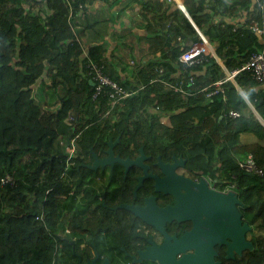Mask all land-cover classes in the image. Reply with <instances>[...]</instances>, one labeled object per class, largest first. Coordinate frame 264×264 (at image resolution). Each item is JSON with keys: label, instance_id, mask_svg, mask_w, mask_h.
Segmentation results:
<instances>
[{"label": "trees", "instance_id": "16d2710c", "mask_svg": "<svg viewBox=\"0 0 264 264\" xmlns=\"http://www.w3.org/2000/svg\"><path fill=\"white\" fill-rule=\"evenodd\" d=\"M184 1L199 24L194 0ZM79 2L0 0V264H78L79 259L83 263L93 259L91 253L80 250L87 231L82 227L91 229L92 240L106 225L101 221L83 223L77 199L82 184L76 189L72 182L78 171L73 168V158L69 160L68 148L74 141L75 153L77 149L79 154L89 155L90 148L103 152L109 135L121 139L118 149L122 154L131 142L137 148L144 146L154 157L163 154L171 159L175 153L186 159L187 169L196 177L218 179L222 187L231 181L239 185V210L244 222L255 230L254 250H247L238 263L264 264V173L240 167L241 160L252 156L264 172L263 121L231 81L229 86L225 84L226 99L223 94L207 97L205 91H195L184 99L164 92L158 83L149 84L160 66L168 75L178 74L175 62L190 47H171V42L183 38L181 27L159 36L149 26L151 36L140 39L150 42L153 51L167 52V59L135 66L134 77L146 87L107 113L109 101L104 97L92 101L90 79L83 75L87 56L105 61L96 55L98 48L85 54L78 41ZM244 7L249 14L244 25L235 31L228 27L215 34L208 32L211 41H218L217 54L230 72L264 45L249 28L253 18L264 26V9L253 0H246ZM180 12L186 30L197 41V31ZM225 77L223 67L210 57L205 75L196 74L197 86L205 88ZM235 80L264 120V89L258 90L245 72ZM157 105L170 113L168 124L161 122L160 113L152 112ZM232 109L241 117H229ZM70 117H75L72 123ZM243 135L256 140H241ZM7 174L15 178L13 186L2 184ZM66 174L69 180L64 179ZM122 232L128 237L135 226ZM217 249L219 259H224L225 247Z\"/></svg>", "mask_w": 264, "mask_h": 264}, {"label": "flooded vegetation", "instance_id": "af4514ba", "mask_svg": "<svg viewBox=\"0 0 264 264\" xmlns=\"http://www.w3.org/2000/svg\"><path fill=\"white\" fill-rule=\"evenodd\" d=\"M80 136L81 132L78 138ZM110 143H115L113 157L129 161L131 164L127 167L124 163L115 161L113 164L99 165L97 169H93L92 165H94L96 158L104 160L110 156ZM120 144V138L109 135L106 141L108 147L103 152H96L93 148H90L89 155H82L76 149V153L73 156V168L77 169L78 174L72 176V182L76 185V189L79 184H82V189L77 195V199L81 203L79 214L82 216L83 223L87 225L93 221H101L103 225H106V229L92 240H89L91 229L82 227L87 231L84 232L83 241L85 242L80 245V250L85 254L87 252L91 253L93 258L98 255L99 263H103L107 259L109 264H160L159 259L139 261L140 252L150 249V251L156 253V249L160 250V247H163L168 236L172 243L175 239L171 238L176 237L179 239L186 233L191 232L194 227L191 220L179 221L173 219L169 221L157 214V209H167L175 207L177 204V199L172 193L156 190L157 178L165 179L169 175L160 165V160L169 166L174 165V157H177L182 162L184 161V164H179L173 169V173L197 184L205 177L208 181L209 189H218L215 183L216 179H212L209 176L196 177V174L187 169L186 159L182 156H177L175 153L172 154L171 159L164 157L163 154L154 157L153 154L145 150L144 146L137 148L136 143L131 142V144L128 143L125 146L124 152L126 154H122L118 149ZM142 148L144 153H141ZM138 161H141V164L146 168L135 163ZM146 175H151L152 177L145 178L138 188L141 178ZM181 193L185 194V189H181ZM148 199H154V201L149 203ZM124 206H133L140 209L150 206L149 213L154 218V221L162 225L165 233L156 226L144 222ZM111 226L112 228L110 229L109 227ZM127 226H135V232H129L128 237L124 236L122 232L126 230ZM68 234H71V231L68 230ZM250 234L251 232L247 233V239ZM86 241L88 244L90 243L89 246ZM218 247L223 246H216L218 253L216 260L220 261L221 264H239L238 262L246 253L244 251L241 256L236 255L235 259H227L226 247L224 246V259H219ZM194 252L195 250H187L186 254ZM164 254H166V251H164ZM167 254H170V249H168ZM184 254L185 252L178 254L177 260Z\"/></svg>", "mask_w": 264, "mask_h": 264}, {"label": "crops", "instance_id": "0c3cea01", "mask_svg": "<svg viewBox=\"0 0 264 264\" xmlns=\"http://www.w3.org/2000/svg\"><path fill=\"white\" fill-rule=\"evenodd\" d=\"M82 2L84 6L77 12L78 19H76L78 21L77 28H79L77 37L80 45L85 49V54L88 53L89 55L88 50L98 48L96 55L100 56L113 75L123 82L129 81L135 76V66L160 61L161 58L167 59V52L162 50L153 51L150 42L140 39L147 35L148 37L151 36L149 26L152 29H157L159 36L168 35L170 28L181 27L184 31L183 38L179 37L181 39L178 38L171 42V47L179 49L183 45L191 46L194 43H200L203 36L213 47L218 59L212 57L219 61L218 64L220 65V61L222 63L223 61L217 54L218 41H211L208 32L215 34L218 29L224 30L228 27L235 31L237 26L244 25L248 21L249 16L244 7L246 0H194L193 9L199 24L190 14L184 0H85ZM120 2L121 7L115 6ZM253 2L255 3V1ZM182 8L186 10V13ZM180 11L197 31V41L194 40L197 37L186 30ZM133 14H135L134 18L131 17ZM259 41L263 43L264 36H259ZM132 60L135 62L134 67L130 64ZM125 65L128 71L124 70ZM224 68L223 71L227 76V72L230 71L226 67ZM198 73L205 75L206 67L205 69H198ZM228 82L226 83L227 86H229ZM234 85L237 88L239 87L247 98L244 90L237 84L236 80ZM254 86L258 89L256 85ZM250 105L255 109L252 103ZM250 105L249 107L253 111ZM241 140L252 142L256 138L243 135ZM248 239L252 241V237Z\"/></svg>", "mask_w": 264, "mask_h": 264}, {"label": "water", "instance_id": "95a60500", "mask_svg": "<svg viewBox=\"0 0 264 264\" xmlns=\"http://www.w3.org/2000/svg\"><path fill=\"white\" fill-rule=\"evenodd\" d=\"M182 9L186 13V10ZM89 84L92 91L95 82L90 79ZM238 90L250 105L251 103L239 87ZM251 107L264 123L263 118L256 112L253 106ZM114 146L115 143H110V156L107 159L99 160L96 158L94 165H92L93 169H97L99 165L113 164L115 161H120L129 167L131 162L113 157ZM141 153H144L143 148L141 149ZM174 159L175 163L172 166L164 164L160 160V165L169 175L165 179L157 178L156 190L172 193L177 199V204L175 207L162 210L157 209L156 212L169 221L173 219L179 221L191 220L194 227L191 232L186 233L179 239L176 237L171 238L175 239L172 243L168 236L163 247H160L161 251L156 249L157 252L153 253L150 249H147L145 252H140L139 261L159 259L160 264H221L220 261L216 260L218 254L216 246L226 247L227 259H235L236 255L241 256L244 251L254 250L253 242L247 239V233L251 232L253 227L243 220V215L239 210V206L241 205L239 194L235 191L223 193L214 188L209 189L206 178H202L197 184L183 176L176 175L173 173V169L179 164H184V161L178 160L177 157H174ZM135 163L146 168L141 164V161ZM148 177L152 176L146 175L141 178L138 188L141 186L143 180ZM181 189H185L186 193H181ZM147 201L150 203L154 199H148ZM124 207L132 211L144 222L156 226L165 233L162 225L154 221V218L149 213L150 206L145 209L133 206ZM168 249H170V254H167ZM187 250H195V252L186 254ZM164 251H166V254H164ZM181 252H185V254L177 260V255ZM98 259V255L84 263L82 259H79L78 264H109L107 259L103 263H99Z\"/></svg>", "mask_w": 264, "mask_h": 264}, {"label": "built area", "instance_id": "2783aa9c", "mask_svg": "<svg viewBox=\"0 0 264 264\" xmlns=\"http://www.w3.org/2000/svg\"><path fill=\"white\" fill-rule=\"evenodd\" d=\"M253 1H255L260 9H264V3L260 0ZM80 7L83 8V5L80 4ZM249 28L259 36H264V27L258 18H253L250 21ZM201 40L200 43H194L191 45L175 62V65L179 70L178 74L171 73L168 75L166 68L160 66L157 69V76L151 79L149 84L158 83L164 87V92H171L173 95H180L184 99L191 97L195 91L198 93L205 91L207 97L223 94L224 99H226L225 84L228 81H232L235 84V77L240 73L245 72L249 75L250 79L255 83L258 89H264V47L260 51L252 52L248 60L241 67L232 72H227L225 78L219 79L205 88H202L200 85L197 86L196 74L198 73V69L206 67L209 63L210 57L213 56L217 58L213 47L208 41L203 36ZM131 64H134V61H131ZM220 64L223 68L225 67L221 62ZM84 75L95 82L92 91V101H98L101 97H104L109 101V109L107 113L111 112L117 106L124 104L125 100L138 95L139 92L146 87V84H139L134 77L129 80L131 82L129 84L114 79L108 74L105 63L90 56L86 57ZM152 112L160 113L161 122L163 124H168L170 113L165 112L162 106H155L152 108ZM227 115L231 118L241 117V113L237 110H229ZM73 120H75V117L69 118L70 123H72ZM73 143L75 142L73 141ZM68 152L69 160L71 162V159L75 154L74 144L72 147L68 148ZM240 167L247 172H253L258 175H263L264 173L263 170L258 167L252 156L241 160ZM64 179L69 180L67 174ZM1 181L3 185L9 183L13 186L15 184V178L10 174L5 175ZM218 190L225 193L238 191L239 185L231 181L227 182L224 187H219Z\"/></svg>", "mask_w": 264, "mask_h": 264}, {"label": "clouds", "instance_id": "9594fccd", "mask_svg": "<svg viewBox=\"0 0 264 264\" xmlns=\"http://www.w3.org/2000/svg\"><path fill=\"white\" fill-rule=\"evenodd\" d=\"M80 2V4H82L83 6H84V3L82 2V1H85V0H79ZM79 9H82L80 6H79ZM133 61V60H132ZM218 63H219V61H217ZM106 64V63H105ZM131 64V63H130ZM134 64H135V62H134ZM134 64H131V65H134ZM221 65V64H220ZM222 65H223V63H222ZM106 66H108V65H106ZM225 66V65H224ZM84 71V70H83ZM83 75H84V73H83ZM85 76V75H84ZM86 77V76H85ZM135 78V77H134ZM236 86V85H235ZM238 89V88H237ZM248 100V99H247ZM232 110H234V109H232ZM205 178V177H204ZM213 179V178H212ZM217 181V182H216ZM216 181H215V183H216V186H218V188L219 187H221L222 188V186H220L219 185V182H218V179H216ZM223 182V181H222ZM218 190V189H217ZM218 191H220V190H218ZM220 192H223V191H220ZM235 192H237L238 194H239V190L238 191H235ZM223 193H225V192H223ZM253 227V226H252ZM253 230H254V227H253ZM252 230V231H253ZM251 231V232H252Z\"/></svg>", "mask_w": 264, "mask_h": 264}, {"label": "rangeland", "instance_id": "374dc122", "mask_svg": "<svg viewBox=\"0 0 264 264\" xmlns=\"http://www.w3.org/2000/svg\"><path fill=\"white\" fill-rule=\"evenodd\" d=\"M115 6H119V7H121V2H120V3H117ZM134 16H135V14H133L131 17L134 18ZM132 66L134 67V65H132ZM125 69L127 70L126 65L124 66V70H125ZM127 71H128V70H127ZM45 79H46V78H45ZM49 80H50V79L47 78V79H46V82L49 83V82H50ZM37 86H39V84H36V85H35V87H37ZM253 231H254V230H253ZM253 231H252V232H253ZM252 232H251V234L248 235V236L252 237V235H253Z\"/></svg>", "mask_w": 264, "mask_h": 264}]
</instances>
